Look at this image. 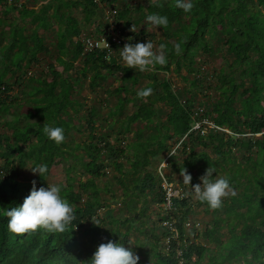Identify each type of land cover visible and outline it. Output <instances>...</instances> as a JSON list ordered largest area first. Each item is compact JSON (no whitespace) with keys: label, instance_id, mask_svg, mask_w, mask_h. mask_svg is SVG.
<instances>
[{"label":"trees","instance_id":"16d2710c","mask_svg":"<svg viewBox=\"0 0 264 264\" xmlns=\"http://www.w3.org/2000/svg\"><path fill=\"white\" fill-rule=\"evenodd\" d=\"M7 1L0 0V11H12L14 19L7 23L0 17V115L24 103L27 107L22 118L14 116L3 122L10 132H0V208L17 206L28 194L31 182L18 179L20 170L28 164L47 166L46 174L41 178L36 174L34 178L37 187L46 186L50 167L63 160L74 163L66 167L67 175L75 172L77 163L83 170L78 175L85 178L78 179L76 190L71 182L61 185L62 196L75 217L64 232L49 233L38 228L13 234L6 228L7 218L0 214V264H89L101 242L117 240L130 248V233L136 228L145 236L141 246H149L142 251L150 256L149 264H177V248L184 264H264V0H191L189 12L177 8L175 0H159L158 6L153 0H145L135 7L139 12L135 23L151 13L166 16L168 23L157 26L160 34H155L157 45L165 46L166 63L150 67L143 76L141 71L124 67L117 57L124 44L112 42L97 20V10L117 0H32L30 7ZM75 7L81 9L82 16L73 14ZM128 13L129 6L123 4L115 13L116 19L127 26L133 19H126ZM27 22L32 24L29 29ZM52 25L56 27L55 42L49 48L44 35ZM89 25L96 28V34L81 35ZM83 36H108L110 45L86 48ZM130 36L132 43L141 39L137 32H130ZM51 51L52 61L42 66L36 76L27 77L26 96L19 100L11 93V83L26 75L30 65L38 61V53ZM212 55H216L218 64L209 75L213 80L210 86L202 65L204 58ZM171 67L187 83L186 87L173 88L169 78L157 77L158 70L167 72ZM73 69L75 75L71 76ZM119 72L125 73L126 79L105 91L116 99L106 114L112 119L108 124L116 128L96 136V107L90 106L81 114L83 104L73 98L72 91L82 78L95 92L108 76ZM140 77L147 80L141 87ZM145 87L152 92L147 97H137V90ZM194 93L202 95L196 105L219 130L205 135L189 131L196 108ZM128 106H132L131 112L121 117ZM71 112L86 122L85 140L71 139L72 128L85 131L81 123L71 122ZM45 124L63 129L60 144L43 135ZM119 137L127 142L123 139L122 144L115 143L113 139ZM171 138L177 145L170 154L167 140ZM162 152L167 154L168 173L163 175L167 181L171 182L172 172L183 174L184 170L191 176L190 185L199 183L208 166L215 169L212 179L228 180L230 194L221 198L219 207L211 208L194 197L195 205L211 215L205 226L185 227L190 221V194L174 199L171 210L156 205L162 229L159 233L153 228L135 227L139 214L115 218L107 213L110 228L93 224L91 220L98 221L97 209L101 206L95 179L105 175L108 164L119 175L115 180L124 198L133 201L152 194L155 203L164 201L161 175L148 169L151 159ZM68 179L74 180L72 176ZM84 194L90 199L80 202ZM140 213L144 215L143 210ZM164 220L173 221L178 231V238L170 240L168 250L163 244L169 235V229L162 225ZM84 235L87 237L83 239Z\"/></svg>","mask_w":264,"mask_h":264},{"label":"rangeland","instance_id":"374dc122","mask_svg":"<svg viewBox=\"0 0 264 264\" xmlns=\"http://www.w3.org/2000/svg\"><path fill=\"white\" fill-rule=\"evenodd\" d=\"M31 1L32 0H8L7 4H14L15 2H20L22 4H25L26 6L30 7L31 6ZM145 0H117L115 3L112 5H104L103 9L97 10V20L99 22V25L101 28L105 30L104 34H108L109 32H114V34L119 37H122L124 42H132V38L130 36V32H137L138 34L141 35V39H137L136 41L139 42H144V41H151L153 44V51H157L159 49V46L157 45L156 42V35L160 34V31L157 27L152 26L148 22H146L145 19H142L135 23L136 17H138L139 12L137 9H135L136 6L143 5ZM18 4V3H17ZM123 4H126L129 6V13L126 17H132L133 19L130 20V22L125 26V23L122 20H117L115 13L116 11L120 10L123 8ZM2 4H0L1 6ZM35 8L39 7V4H36L34 6ZM1 8V7H0ZM115 10V12H112V10ZM73 14L77 17L82 16L81 9L79 7L73 8ZM0 17H3L5 22L8 23V21H12L14 19V13L12 11L3 13L0 11ZM32 24L26 23V26L31 28ZM7 28V27H6ZM1 29V27H0ZM140 29L143 30V33L139 31ZM54 30H56L55 25H52L48 30L45 32V43L46 45L51 48L53 43L55 42L54 40ZM96 28H94L92 25H89L88 29L84 30L83 34H96L95 33ZM146 35V36H143ZM1 40V37H0ZM135 41V42H136ZM119 51L117 57L119 56ZM54 52V50H53ZM53 52L51 51V54H42L38 53V61L36 63H33L30 65V67L27 70L26 75H21L18 76L19 78L16 79V82H12V91L11 93L13 95H17L19 100L23 101L25 96H26V91L28 87L26 86V81L27 77L37 75L38 71L41 69L42 66H44L47 62L52 61L53 59ZM115 52V51H114ZM118 59L122 62L120 57ZM217 58L216 55H212L209 57H205L202 65V70L205 72V76L208 77L206 79L207 83L211 86L213 84L212 76L209 77L213 73V71L216 69L217 63ZM123 64V62H122ZM173 67H171L170 71H157V77L158 78H164L167 77L173 82V88L176 89H181L182 87H186L187 83L183 82V80L176 75L173 72ZM75 70L71 72V76L75 75ZM135 69L132 70V72ZM150 68H147L144 71H141L142 76L148 71ZM183 72V71H182ZM126 74L119 72L115 73L114 76H108L106 81L104 82L102 87L96 88V91L93 92L92 90L89 89L88 83L86 80H83L82 78L80 79V82L76 84L75 89L72 91L73 98L80 101L83 105L80 107L81 109V114L86 113L89 109L90 106H95L97 110V118L93 124L94 130L93 132L96 134V136H99L100 134H106L110 132L111 130H114L116 128L115 126H111L108 124V122L112 121L111 117H107L106 114L108 113L109 109L114 105L116 99L114 96H111L107 94L105 91L111 89L112 87L123 83V79H126ZM12 80V77L10 78ZM146 79L144 77H140L139 80V87L143 86L146 83ZM211 94L212 90H207V93ZM213 93V92H212ZM193 96L195 97V104H193L195 107L201 99L202 95L194 93ZM19 101V102H21ZM21 104V103H20ZM27 107V104H21V107L15 106L10 108L6 113L0 115V132H10L3 122L6 120H11L14 116H22V111L24 112L25 108ZM132 106L125 107L122 114L120 115L123 117L126 113L131 112ZM22 118V117H21ZM20 118V119H21ZM70 120L73 124H78L81 123L83 125V128L85 131L80 132L77 131L75 128H72L70 130V137L72 140L75 142H79L82 140L86 139V135L88 132V127H86V122L80 119V115L74 112H71L70 114ZM107 121V122H106ZM225 131H227L225 129ZM132 133H130L131 135ZM129 135V136H130ZM69 138V137H68ZM123 137H119V140L113 139V141L118 142L120 144L121 140H123ZM169 144L171 145V148L169 149V152L173 150V148L177 145L176 141L174 138H171L167 140ZM124 142H127V139H124ZM78 153L83 154V158L86 159L84 156V153L82 152L81 149L77 150ZM168 152V154H169ZM167 154H164L163 152L160 153L159 156L156 158L151 159V164L149 165L148 169L157 175H166L168 173V168L166 166V158ZM160 157V158H159ZM70 164H74L72 160H63L60 162H55L49 169L48 175L46 177V186L47 184H60V185H66L68 182L73 183V187L76 190L77 188V181L79 180H84L85 176H79V172H83L82 168L80 167L79 164H75V172L69 173L67 175L66 172V167H68ZM107 165V164H106ZM27 167H31L30 164L26 165L20 170L19 173V180H25V181H30L32 182L36 176L35 173H32ZM68 176H72L74 178L73 182L68 179ZM115 176H119L118 173L115 170H112V167L108 164L106 169H105V175L100 176L95 179V184H96V198L100 202V207L97 209V218H98V223L100 224L101 228H110L111 224L109 222V219L106 217L107 213H110L113 215L115 218L118 217H124V216H131V217H137L139 214L140 219H136L133 225L135 227L138 226V228L149 230L150 228H153L154 232H160L162 229L158 223V216L156 205L161 206V204L155 203L153 200V195L148 194L147 197L141 198V199H135L133 201H130L129 198H124L123 197V191L122 187L118 184V182L115 180ZM169 177L171 178V182L174 185L180 186V188H184L186 190L187 194H190L192 197L191 200V212L189 214L190 222L194 223L195 226L199 227V229H202L205 224L210 220L211 215L205 213L202 208L198 205H195L194 197L195 194L194 192H190L192 190V186L190 184H186L182 178V174H179L177 172H172L169 174ZM184 185V186H182ZM190 192V193H189ZM90 199V196L87 194L82 195V198L80 202L83 200H88ZM126 204V205H125ZM128 209H127V208ZM146 208V209H145ZM140 210L144 211V215L141 216ZM119 226V224H118ZM123 229V227H121ZM137 229V228H136ZM134 230L133 232L130 233V242L129 246L130 248L133 249V251L136 253L138 256L139 260H141V264H149L150 263V256L147 255L145 256L142 251L148 250L149 246L148 244L145 245L144 247L141 246L140 242H144L145 236L143 232H139V230ZM87 236L84 235L82 238H86ZM161 244H159L160 246ZM239 264V263H236Z\"/></svg>","mask_w":264,"mask_h":264},{"label":"clouds","instance_id":"9594fccd","mask_svg":"<svg viewBox=\"0 0 264 264\" xmlns=\"http://www.w3.org/2000/svg\"><path fill=\"white\" fill-rule=\"evenodd\" d=\"M159 5V0H153ZM175 6L184 12L192 9L191 0H175ZM146 22L152 26L163 27L168 23L164 15L151 13L146 15ZM161 44L157 51H153L151 41L126 42L120 47L119 57L125 68L144 71L155 65H164L166 55ZM152 92L150 87L137 90L136 96L147 97ZM42 133L49 140L60 144L64 140L63 129L59 126L45 124ZM32 173L40 178L47 173V166L42 163L33 164L27 167ZM215 169L208 166L199 177V183L192 184V190L197 200L206 202L211 208H217L221 204V198L230 194L228 180L225 177L212 179ZM3 176H0L2 179ZM182 178L186 184L191 180L190 174L183 170ZM28 194L17 206L0 208V214L7 218L6 228L13 234H24L29 231L44 229L49 233L64 232L67 226L73 221L74 211L68 201L62 196V186L60 184H47V186H36L35 180L31 182ZM93 224L100 225L98 222ZM138 256L133 249L125 244L118 243L117 240H107L99 243L92 252L89 264H137Z\"/></svg>","mask_w":264,"mask_h":264},{"label":"built area","instance_id":"2783aa9c","mask_svg":"<svg viewBox=\"0 0 264 264\" xmlns=\"http://www.w3.org/2000/svg\"><path fill=\"white\" fill-rule=\"evenodd\" d=\"M112 12H115L113 9ZM110 34V40L112 42H115L117 44H124V40L122 37L116 36L114 32H109ZM83 42H85V47L90 49H96V48H108L109 47V41L108 36H101V37H92V36H83L81 39ZM219 130L220 128L214 124L211 117L204 113V110L202 107H196L193 111L192 117H191V123L189 127V131L197 132L200 135H205L211 131ZM173 150L170 152L173 153ZM169 154V155H170ZM166 160V159H165ZM161 175V174H160ZM160 188L163 192L164 201L161 204V207L166 210L173 209L174 205V199H182L183 197L188 196L186 190L184 188H180L178 185H174L172 182L167 181L163 175H161V179L159 181ZM193 224L195 228L197 226L194 225V223L187 221L185 223V227H190ZM162 225L167 227L169 229V235L164 239V249L168 250L170 245V240L178 238V231L173 226V221L171 220H164L162 221ZM176 258L178 259L177 264H184L181 256L179 255L181 253V250L179 248L176 249Z\"/></svg>","mask_w":264,"mask_h":264}]
</instances>
